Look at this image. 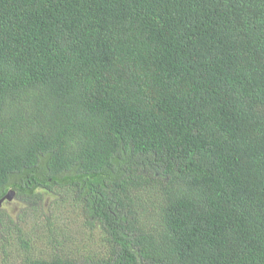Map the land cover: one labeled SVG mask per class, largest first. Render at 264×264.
<instances>
[{"label":"trees","instance_id":"1","mask_svg":"<svg viewBox=\"0 0 264 264\" xmlns=\"http://www.w3.org/2000/svg\"><path fill=\"white\" fill-rule=\"evenodd\" d=\"M45 196L95 260L2 206ZM0 225V264H264V0H0Z\"/></svg>","mask_w":264,"mask_h":264},{"label":"rangeland","instance_id":"2","mask_svg":"<svg viewBox=\"0 0 264 264\" xmlns=\"http://www.w3.org/2000/svg\"><path fill=\"white\" fill-rule=\"evenodd\" d=\"M52 200V197L45 196L44 201L39 202L41 206L35 208H31L26 203L23 204L11 200L2 206L4 209L12 212V214L17 212L20 218L24 220L23 224L27 228L32 227L33 223L39 224L32 228L34 231L32 235L41 237V241H46L52 233L53 235L57 234V237H63L61 245L57 247V252L78 256L85 261L88 259V262L95 260L96 254H99L101 251L98 245L99 237L95 229L89 230L83 225V221L80 218H74L80 212V205L76 204L72 209L70 203H63L54 209L46 208L47 206H52ZM44 212L47 215L52 214L55 216L53 219L54 223L51 225L54 229L46 224ZM38 218L39 220H37ZM1 228L0 225V260L5 259L4 251L2 250L3 243L8 245L7 241L14 242L11 237H8L10 235ZM42 246H44V242ZM5 252L7 253L6 257L19 256L17 250L11 252V250L7 249Z\"/></svg>","mask_w":264,"mask_h":264},{"label":"water","instance_id":"3","mask_svg":"<svg viewBox=\"0 0 264 264\" xmlns=\"http://www.w3.org/2000/svg\"><path fill=\"white\" fill-rule=\"evenodd\" d=\"M7 197H9V195Z\"/></svg>","mask_w":264,"mask_h":264}]
</instances>
